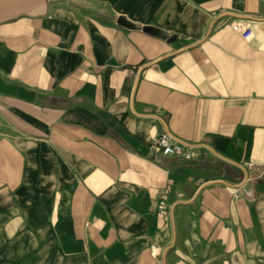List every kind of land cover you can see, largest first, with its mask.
Returning a JSON list of instances; mask_svg holds the SVG:
<instances>
[{
	"label": "crops",
	"instance_id": "0c3cea01",
	"mask_svg": "<svg viewBox=\"0 0 264 264\" xmlns=\"http://www.w3.org/2000/svg\"><path fill=\"white\" fill-rule=\"evenodd\" d=\"M0 264H264V0H0Z\"/></svg>",
	"mask_w": 264,
	"mask_h": 264
},
{
	"label": "water",
	"instance_id": "95a60500",
	"mask_svg": "<svg viewBox=\"0 0 264 264\" xmlns=\"http://www.w3.org/2000/svg\"><path fill=\"white\" fill-rule=\"evenodd\" d=\"M225 17L226 16H229V17H236V18H240V19H245V20H253L254 18H247V17H240V16H235L233 14H225L224 15ZM223 16V17H224ZM117 24L124 27V28H127V29H130V30H140L148 35H151V36H155V37H161L162 33L159 29L155 28V27H152V26H146V27H140L132 22H130L126 17L122 16L120 17L118 20H117ZM181 42V37L179 35H174L172 36L171 38L168 39V44H171V45H179ZM201 44V42L193 45V46H189V47H186L182 50H185V49H188V48H191V47H194V46H197ZM151 65V64H150ZM150 65H147L145 66L143 69H145L146 67L150 66ZM142 69V70H143ZM141 70V71H142ZM133 100H134V94H133ZM152 117H156V116H152ZM161 121L164 123V126H165V131L168 133V134H171L167 128V125L166 123L161 119ZM181 143H184L185 145H187L188 147H192V148H207L214 156H216L217 158H220L226 162H228L229 164L241 169L243 172H244V180L243 182L238 185V186H231L229 185L228 183L226 182H223V181H217V182H211L210 184H223V185H226V186H229V187H233V188H236V189H242L243 192L251 197L252 194H253V184H252V181L249 180V176H250V173L240 164L236 163V162H233L223 156H221L220 154H217L215 153L212 149H210L209 146L207 145H201V146H191L189 144H186L185 142H182L181 140H179ZM157 161L159 163H164V158L161 157V156H157ZM184 203H187V202H179L178 204H184Z\"/></svg>",
	"mask_w": 264,
	"mask_h": 264
},
{
	"label": "built area",
	"instance_id": "2783aa9c",
	"mask_svg": "<svg viewBox=\"0 0 264 264\" xmlns=\"http://www.w3.org/2000/svg\"><path fill=\"white\" fill-rule=\"evenodd\" d=\"M235 29L241 33L244 40L252 38L253 33L250 29L241 27H236ZM152 150L154 154H161L164 157H179L186 161H192L195 158L193 151L165 132L152 140ZM158 212L163 218L169 217L166 201L163 200L159 203Z\"/></svg>",
	"mask_w": 264,
	"mask_h": 264
}]
</instances>
